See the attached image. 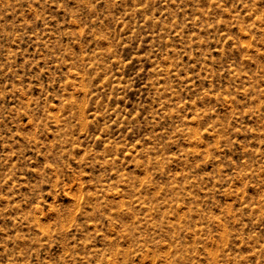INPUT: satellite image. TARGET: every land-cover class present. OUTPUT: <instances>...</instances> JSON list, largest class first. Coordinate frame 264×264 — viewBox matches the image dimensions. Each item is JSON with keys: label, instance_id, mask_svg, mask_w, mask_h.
I'll use <instances>...</instances> for the list:
<instances>
[{"label": "rangeland", "instance_id": "obj_1", "mask_svg": "<svg viewBox=\"0 0 264 264\" xmlns=\"http://www.w3.org/2000/svg\"><path fill=\"white\" fill-rule=\"evenodd\" d=\"M0 264H264V0H0Z\"/></svg>", "mask_w": 264, "mask_h": 264}]
</instances>
